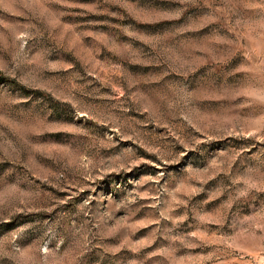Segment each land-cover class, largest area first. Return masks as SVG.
Returning <instances> with one entry per match:
<instances>
[{
    "label": "rangeland",
    "instance_id": "rangeland-1",
    "mask_svg": "<svg viewBox=\"0 0 264 264\" xmlns=\"http://www.w3.org/2000/svg\"><path fill=\"white\" fill-rule=\"evenodd\" d=\"M0 264H264V0H0Z\"/></svg>",
    "mask_w": 264,
    "mask_h": 264
}]
</instances>
